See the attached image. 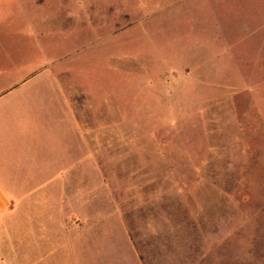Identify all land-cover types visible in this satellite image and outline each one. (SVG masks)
Segmentation results:
<instances>
[{"label":"rangeland","instance_id":"obj_1","mask_svg":"<svg viewBox=\"0 0 264 264\" xmlns=\"http://www.w3.org/2000/svg\"><path fill=\"white\" fill-rule=\"evenodd\" d=\"M20 82L76 120L75 264H264V0H0Z\"/></svg>","mask_w":264,"mask_h":264},{"label":"crops","instance_id":"obj_2","mask_svg":"<svg viewBox=\"0 0 264 264\" xmlns=\"http://www.w3.org/2000/svg\"><path fill=\"white\" fill-rule=\"evenodd\" d=\"M24 85L0 86V264H75L85 230L65 209L75 163L60 162L58 148L75 135L76 120L52 107L31 114L11 98Z\"/></svg>","mask_w":264,"mask_h":264}]
</instances>
